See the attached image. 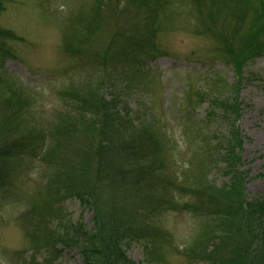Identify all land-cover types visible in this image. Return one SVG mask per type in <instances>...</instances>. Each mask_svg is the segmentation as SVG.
<instances>
[{"label": "rangeland", "instance_id": "rangeland-1", "mask_svg": "<svg viewBox=\"0 0 264 264\" xmlns=\"http://www.w3.org/2000/svg\"><path fill=\"white\" fill-rule=\"evenodd\" d=\"M100 1L0 0V76L5 80L0 83V97L12 94L6 85L8 79L21 85L22 107L14 117H18L17 127L22 131L31 121H47L62 109L64 90L76 82L91 76L94 85L97 78L105 77L109 86L104 95L110 98L117 87L114 84L122 79L120 84L126 87L122 95L134 116L144 107L147 118L164 123L161 131L168 133L167 143L160 149L162 169L182 185L188 160H196L197 155H192L201 148V139L192 140L185 131L190 119L205 116L207 104L197 95L206 89L211 70L219 73L228 89L238 81L233 67L221 58L224 37L217 29L218 22L212 20L207 8L191 0H103L98 11ZM210 1L217 14L235 2ZM252 2L251 8L264 11V0ZM98 17L102 25L96 27L93 21ZM262 24L253 12L245 22L249 33ZM142 43L147 51L135 46ZM236 53L237 49L228 55L235 59ZM246 71L250 79L241 80L237 91L242 103L237 128L248 174L245 192L253 198L264 195V52L248 64ZM214 127L218 139L227 134L225 123L214 119L210 130ZM7 162L10 172L4 185L12 196L0 201V264L42 263L44 256L36 254L34 236L38 213L51 201L44 172L11 159ZM213 163L209 178L219 186L229 183L230 175L223 173L224 162ZM170 194L172 197L160 205L165 214V238L160 248L163 258L168 264H196L184 254V245L208 222L184 211L183 203L176 201L184 199L178 188L177 193ZM50 207L56 209L54 204ZM62 209L66 219H81L91 226L92 211L77 199L65 200ZM126 251L136 264H145L141 244L133 243ZM53 264L83 261L76 248H64Z\"/></svg>", "mask_w": 264, "mask_h": 264}, {"label": "trees", "instance_id": "trees-1", "mask_svg": "<svg viewBox=\"0 0 264 264\" xmlns=\"http://www.w3.org/2000/svg\"><path fill=\"white\" fill-rule=\"evenodd\" d=\"M191 1L207 8L218 22L224 37L221 58L233 67L238 81L228 89L219 73L211 70L206 89L197 95L206 102V113L201 120L190 119L185 131L192 140L201 139V148L192 155H197L196 160H188L182 185L162 169L160 149H164L168 133L161 131L164 123L147 118L144 107L134 116L122 95L126 88L120 84L122 79L114 84L117 87L110 98L104 95L109 86L105 77L97 78L94 85L91 76L76 82L64 90L62 109L47 121H31L22 131L14 117L22 107V88L6 81L12 94L0 97V201L10 196L4 184L11 159L44 172L49 204L56 206L52 210L46 205L38 213L35 252L44 258L37 264H53L64 248H76L83 264H136L126 251L133 243L143 246L145 264H168L160 249L165 238V214L160 205L177 188L184 199L175 200L183 203L184 211L208 222L184 245L183 252L191 261L264 264V195L248 198L245 192L248 174L237 128L242 111L237 97L240 81L250 79L248 64L264 52V11L251 8L252 0H235L226 6V12L217 14L210 0ZM252 12L263 24L249 33L245 22ZM93 22L96 27L102 25L99 17ZM135 46L148 50L145 43ZM236 49L234 59L228 54ZM3 81L0 76V83ZM214 119L227 126L223 138L218 139L215 127L210 130ZM218 160L224 162L223 173L230 175L229 183L220 186L209 178L208 170ZM69 198L90 208L91 226L81 219H66L62 204Z\"/></svg>", "mask_w": 264, "mask_h": 264}]
</instances>
